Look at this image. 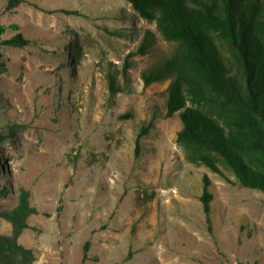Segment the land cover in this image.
Wrapping results in <instances>:
<instances>
[{"label":"rangeland","instance_id":"obj_1","mask_svg":"<svg viewBox=\"0 0 264 264\" xmlns=\"http://www.w3.org/2000/svg\"><path fill=\"white\" fill-rule=\"evenodd\" d=\"M8 1L0 0L1 39L17 23L31 42L0 40V132L16 126L0 139V213L16 205L22 188L39 210L27 218L35 228L18 236L32 249L30 261L18 264H264V193L241 186L224 165L229 180L188 162L176 142L180 110L163 116L169 79L144 85L142 73L174 46L155 21L126 0ZM74 9L80 14L64 11ZM147 29L155 42L132 57L131 91L110 99L107 72L124 85V57ZM72 44L78 56H69ZM127 110L133 117L117 119ZM154 113L137 157L136 131ZM204 174L212 229L200 200ZM0 234H12L1 215Z\"/></svg>","mask_w":264,"mask_h":264},{"label":"trees","instance_id":"obj_2","mask_svg":"<svg viewBox=\"0 0 264 264\" xmlns=\"http://www.w3.org/2000/svg\"><path fill=\"white\" fill-rule=\"evenodd\" d=\"M19 1L9 0L8 6ZM126 1L140 17L155 21L162 38L174 44L160 66L144 71L142 78L145 86L169 79L163 116L180 110L182 127L176 133V142L183 148L185 159L228 179L221 167L224 165L241 186L264 193V0ZM64 11L80 14L76 9ZM10 27L17 32L1 39L5 26L0 23L2 43L15 47L30 44L17 23ZM154 42V32L147 29L137 49L125 55L123 86L118 84L116 73L107 72L110 99L119 91H131L132 57L146 54ZM80 52L78 45L72 44L69 56ZM4 67L0 57V70ZM133 115L127 110L117 119ZM157 116L154 113L136 131L135 156L141 155L142 140ZM15 129L14 124L7 123V132H0V139L12 137ZM210 185L211 179L204 174L200 200L212 229ZM1 193L7 195L9 188L2 186ZM29 197L30 192L22 188L16 205L0 213L12 225L11 235L0 234V264L30 261L32 249L18 241L23 229L35 228L27 218L39 210ZM89 244L85 242L83 260L87 259ZM131 254L129 251L124 260Z\"/></svg>","mask_w":264,"mask_h":264}]
</instances>
